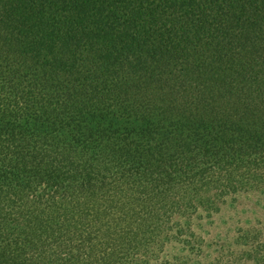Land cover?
<instances>
[{
    "label": "trees",
    "instance_id": "obj_1",
    "mask_svg": "<svg viewBox=\"0 0 264 264\" xmlns=\"http://www.w3.org/2000/svg\"><path fill=\"white\" fill-rule=\"evenodd\" d=\"M245 191L264 0H0V264H170L179 219Z\"/></svg>",
    "mask_w": 264,
    "mask_h": 264
},
{
    "label": "rangeland",
    "instance_id": "obj_2",
    "mask_svg": "<svg viewBox=\"0 0 264 264\" xmlns=\"http://www.w3.org/2000/svg\"><path fill=\"white\" fill-rule=\"evenodd\" d=\"M185 236L172 237L158 253L170 264H258V231L264 229V196L245 191L229 196L219 211L200 210L189 221ZM264 242V235L259 237ZM253 256H256L254 258Z\"/></svg>",
    "mask_w": 264,
    "mask_h": 264
}]
</instances>
